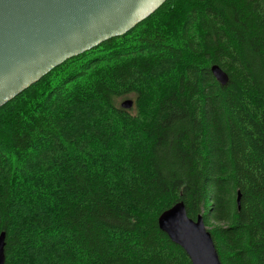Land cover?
<instances>
[{
    "label": "trees",
    "instance_id": "1",
    "mask_svg": "<svg viewBox=\"0 0 264 264\" xmlns=\"http://www.w3.org/2000/svg\"><path fill=\"white\" fill-rule=\"evenodd\" d=\"M180 201L264 264V0H167L0 107L5 264H192L159 226Z\"/></svg>",
    "mask_w": 264,
    "mask_h": 264
},
{
    "label": "water",
    "instance_id": "2",
    "mask_svg": "<svg viewBox=\"0 0 264 264\" xmlns=\"http://www.w3.org/2000/svg\"><path fill=\"white\" fill-rule=\"evenodd\" d=\"M167 0H0V107L66 60L132 30ZM212 73L222 85L228 73ZM134 99L121 102L130 109ZM241 192L237 201L240 204ZM159 226L192 264H223L202 214L188 215L180 201L159 217ZM6 232L0 233V264L6 262Z\"/></svg>",
    "mask_w": 264,
    "mask_h": 264
},
{
    "label": "rangeland",
    "instance_id": "3",
    "mask_svg": "<svg viewBox=\"0 0 264 264\" xmlns=\"http://www.w3.org/2000/svg\"><path fill=\"white\" fill-rule=\"evenodd\" d=\"M128 98H133V97H128ZM128 98H125V99H128ZM125 99H122L120 102H122V101L125 100Z\"/></svg>",
    "mask_w": 264,
    "mask_h": 264
}]
</instances>
